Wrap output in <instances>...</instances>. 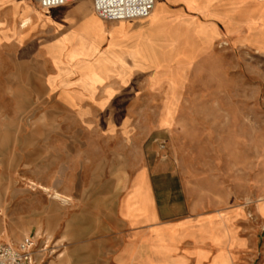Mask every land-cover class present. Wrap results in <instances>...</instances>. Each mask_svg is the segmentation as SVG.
<instances>
[{
  "label": "crops",
  "instance_id": "obj_1",
  "mask_svg": "<svg viewBox=\"0 0 264 264\" xmlns=\"http://www.w3.org/2000/svg\"><path fill=\"white\" fill-rule=\"evenodd\" d=\"M5 52L11 74L26 54L27 91L77 121L147 114V100L169 92L177 102L167 98L161 115L177 114L194 65L211 52L239 66L244 53L264 56V0H155L149 18L112 23L95 15L91 0L44 14L27 0H0ZM161 123L149 130L173 129ZM196 177L171 158L145 161L119 192L118 233L91 254L100 264H264V193L243 202Z\"/></svg>",
  "mask_w": 264,
  "mask_h": 264
},
{
  "label": "rangeland",
  "instance_id": "obj_2",
  "mask_svg": "<svg viewBox=\"0 0 264 264\" xmlns=\"http://www.w3.org/2000/svg\"><path fill=\"white\" fill-rule=\"evenodd\" d=\"M25 55L13 74L9 52L0 56V244L31 239L34 264L103 262L91 252H104L106 237L118 233L119 192L150 159L171 158L207 189L241 193L243 202L264 193L263 55L244 53L239 66L211 52L194 65L177 114L161 115L174 99L169 92L147 100V114L101 116L94 124L27 91ZM159 122L173 129L149 130Z\"/></svg>",
  "mask_w": 264,
  "mask_h": 264
},
{
  "label": "built area",
  "instance_id": "obj_3",
  "mask_svg": "<svg viewBox=\"0 0 264 264\" xmlns=\"http://www.w3.org/2000/svg\"><path fill=\"white\" fill-rule=\"evenodd\" d=\"M49 12L68 5L71 0H31ZM95 15L104 22L145 20L154 10L155 0H91ZM31 239L17 245H0V264H32Z\"/></svg>",
  "mask_w": 264,
  "mask_h": 264
},
{
  "label": "bare ground",
  "instance_id": "obj_4",
  "mask_svg": "<svg viewBox=\"0 0 264 264\" xmlns=\"http://www.w3.org/2000/svg\"><path fill=\"white\" fill-rule=\"evenodd\" d=\"M55 198H56V199H59V200H61V201H64V199L61 198V197H60L59 195H57V194L55 195Z\"/></svg>",
  "mask_w": 264,
  "mask_h": 264
}]
</instances>
